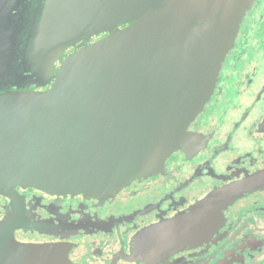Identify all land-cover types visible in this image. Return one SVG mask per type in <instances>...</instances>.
<instances>
[{
  "label": "water",
  "instance_id": "95a60500",
  "mask_svg": "<svg viewBox=\"0 0 264 264\" xmlns=\"http://www.w3.org/2000/svg\"><path fill=\"white\" fill-rule=\"evenodd\" d=\"M252 2L45 0L31 28L39 54L55 57L86 42L46 91L0 83V193L17 204L0 224V264H75L66 244L17 240L23 219L17 188L108 197L157 173L189 139ZM9 23L0 20V74ZM253 185L217 189L189 214L143 231L133 258L152 264L188 245Z\"/></svg>",
  "mask_w": 264,
  "mask_h": 264
},
{
  "label": "flooded vegetation",
  "instance_id": "af4514ba",
  "mask_svg": "<svg viewBox=\"0 0 264 264\" xmlns=\"http://www.w3.org/2000/svg\"><path fill=\"white\" fill-rule=\"evenodd\" d=\"M1 6L9 13L0 12V20L7 17L10 23L0 83L48 90L62 62L86 40L47 58L39 54L31 30L45 0H0ZM188 130L187 142L157 173L133 180L112 196L19 186L23 219L15 228L17 240L66 244L75 264H143L133 258L143 231L189 214L217 189L255 180L219 210V220L199 238L164 252L152 264H264V0H253L214 93ZM16 206L0 193V224Z\"/></svg>",
  "mask_w": 264,
  "mask_h": 264
}]
</instances>
